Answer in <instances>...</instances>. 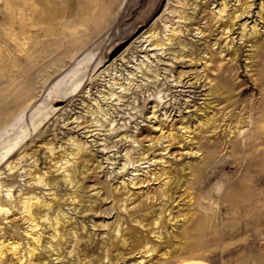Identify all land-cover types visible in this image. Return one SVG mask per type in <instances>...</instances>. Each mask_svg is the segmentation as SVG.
I'll use <instances>...</instances> for the list:
<instances>
[{
    "label": "rangeland",
    "instance_id": "rangeland-1",
    "mask_svg": "<svg viewBox=\"0 0 264 264\" xmlns=\"http://www.w3.org/2000/svg\"><path fill=\"white\" fill-rule=\"evenodd\" d=\"M188 1L191 6L197 4L196 9H189L195 20L183 21L171 10L179 6L176 0H0V111L29 95L28 91L72 60L92 52L103 55L82 76L0 118V203L12 199L18 206L20 194L26 192L49 198L50 185L37 180V174L46 171L56 179L52 190L60 197L59 204L73 219L64 229L70 234L61 241V257L48 250L51 230L46 227L45 245L38 249L44 257L30 264H40L41 259L48 264H78L79 259L82 264H109L98 260L104 241L111 240V228L104 223L120 216L127 218L124 230L128 224L143 234L150 228L165 232L162 239L149 232V240L159 247L148 262H139L143 254L133 241L114 264H264V109L260 98L264 86L256 83L249 58L253 39L264 43V0H249L252 5L237 19L229 47L219 29L212 33L207 26L211 12L219 10L224 0ZM228 2L233 10L239 0ZM144 16L146 22L131 33ZM243 23L248 33L253 24L260 30L241 37ZM183 24L178 35L184 47L179 49L167 37L171 28ZM156 37L163 40V47L151 44ZM211 52L221 65L218 71L209 69L217 76L212 93L211 83L204 76L199 78L208 72L204 59ZM227 80L235 87L231 98ZM244 86L248 89L241 92ZM230 100L238 103L227 109ZM211 115L217 120L203 124ZM236 115L241 123L234 121ZM83 118L93 119L94 125H77ZM185 125L190 128L187 133ZM237 128L241 133L232 139V130ZM161 132L178 135L173 141L158 139ZM76 141L85 149L77 162L76 184L82 197L77 209L66 199L76 186L68 185L63 177L66 172L55 167L58 163L52 165L53 157H60ZM47 145L56 146L58 152L51 155ZM25 152L17 167L9 170L7 162L15 164ZM162 166L171 169L175 179L171 185L175 200L167 203L174 218L156 227L150 222L165 201L159 196L168 178L135 186L129 182L133 177H151ZM122 181L136 192V202L145 199L155 208L144 221L146 226L132 219L133 214L113 207L111 198H103L102 186L122 189ZM15 209L9 216L0 212V240H18L25 251L27 222ZM74 239H80L81 255L69 253ZM10 256L12 263L10 258L0 264H24ZM23 260L29 261L26 256Z\"/></svg>",
    "mask_w": 264,
    "mask_h": 264
},
{
    "label": "bare ground",
    "instance_id": "bare-ground-1",
    "mask_svg": "<svg viewBox=\"0 0 264 264\" xmlns=\"http://www.w3.org/2000/svg\"><path fill=\"white\" fill-rule=\"evenodd\" d=\"M176 1H177V3H179V6H177V4H176L174 7H172L173 9H171V10H173V12H175L183 21L186 19H190V20L194 19L193 12L191 14L190 10H189L193 5L191 6L188 0L187 1L176 0ZM222 2H223L222 3L223 5L221 4L222 6L219 7V10H217L216 12H211V16H209L210 18H209V22H208L207 26H209V31L212 30V33L214 31H216L217 29H219V32L222 33L221 36H224L223 39H227V46L229 47V43L231 42L232 38L234 37L233 36V34L235 32L234 26L237 22V19L239 17H241L246 11L247 12L249 11L248 9L251 7L252 2L248 3L249 0H239L238 5L233 7V10H232V8L229 7L228 0H224ZM205 3L208 4L207 2H205ZM247 3L249 5H247ZM188 4H189V6H188ZM196 8H197V4H195L191 9H196ZM260 8H261V6H260ZM92 16H89V18H91ZM97 18H100V16ZM91 20H92V18H91ZM146 20H147V16H144V18H142L141 21H138V23L134 24L132 29H130L131 30L130 32L132 33L133 31H135L137 26L143 25L146 22ZM244 25H245V23H243L241 25L242 26V32L240 34L241 37L245 36L246 38H248V37L252 36L253 34H256L260 30V28L258 27V24H253L251 27V29H252L251 32L248 33L247 31H244V29H245ZM181 26L182 27L171 28L172 34L167 37V40L172 41L171 44L176 45L179 49L184 47L183 46L184 41H183V39L179 38L178 33L182 30V28L185 26V24H183ZM186 26H188V24H186ZM262 27H264V24L262 25ZM198 29H200V32H203V33L206 31L204 28H201V27H198ZM154 35H156L155 32H154ZM173 39H174V41H173ZM217 40H216V42H217ZM151 44L163 47V45L165 43L163 42V40L156 37L155 39L153 38V40L151 41ZM262 44H264V43H262ZM262 44L257 43L256 38L253 39V41L251 43V46L253 47V55L249 56L250 59L252 58L251 59L252 67H253V70H254L255 75H256L255 80L258 81L256 83L260 87L264 86V46H262ZM99 45H101V42L98 43V46ZM100 53L92 52V53L86 55L85 57H83V55H82L81 57L77 58L76 60H74V61L72 60V63L67 65L68 67H66L62 71H59L54 76H52L51 78L46 80L41 86L28 91V92H31V93H28L29 95H25V97H20V98L16 99L14 101V103H12V105H9L8 107H5L3 110H1L0 111V118L3 116L10 115L15 110H19V109L26 107L29 104V102H31V98L37 99L38 97H43L44 95L51 93L50 91L53 90L55 87H59V85H67L72 79L83 74V72L86 70V68L93 64L92 62H95L96 60L98 61L97 58L100 56L101 57L103 56L102 53L101 54ZM220 53H221V51H220ZM187 54L192 56L194 53L188 52ZM235 55H236V53H235ZM103 58H105V57H103ZM233 59H234V57L231 56V62L233 61ZM218 62H219V59L217 60V58L214 55V52H211L210 55L206 56V58L204 59L205 67L208 69V72L203 71L204 74L203 75L200 74L201 76H199V78L204 76L206 83H211V85H212L210 88L211 93L213 92V89H215L214 87L217 88L216 83L213 82V80L217 76L214 77L213 74L211 75V73L213 71L209 72V69L218 71L219 67L221 66V65H218ZM222 70H223V68H222ZM178 78H180L179 73L176 76L177 80H178ZM178 82H180V81L178 80ZM224 86L225 85L223 84V87ZM223 87H221V88H223ZM247 89H248V87L244 86L241 88V92H244ZM234 90H235L234 85L229 83V81L227 80V93H229V95H230L229 98L232 97ZM261 90H262L261 91V97H260L262 99L261 107L264 109V87H262ZM219 91H218V93H219ZM114 93H115L114 90H112L110 92L111 95H113ZM233 100L232 101L230 100L232 103H230V102L227 103V109L231 106L237 105L238 100L234 101L235 104L233 103ZM89 111L94 112V110H92V109H90ZM223 111H225V110H223ZM233 115L234 114L231 113L230 117L232 116V118H233ZM206 118H207L206 121L203 122V124H205V125L212 124V123H214V121L217 120L213 115L208 116ZM239 118H240V116L236 115L234 121H237V123H241V122H239V121H241V118L240 119ZM77 125H82V128L92 127L94 125V120L92 119L89 121V120L83 118L80 122H78ZM182 128H184L186 133L190 129L189 125L182 126ZM92 130H93V128L92 129H86V133H89ZM232 132H233L231 135L232 139L237 137V135L239 136V133H241L240 128H237L236 130H232ZM177 135H178L177 133L175 135L174 133L165 134V133L161 132L157 136V138L161 139L163 137H166V140L168 139V140L173 141V140H176ZM185 137H187L186 134H185ZM47 147L49 148L51 155H55V153L58 152V151H56L57 148L54 145H47ZM62 151L63 152L60 155V157H59V155H57L56 157L55 156L53 157V158H56V160L54 161V163L52 165H56V163H58L57 164L58 166H55V167H57L58 169L61 168V169H63L62 171L66 172V174L63 175V177H64L65 181L68 183V185H70L73 188H74V186H76L74 189H72L71 191H69L67 193L66 199H70V203L72 204V206H74L77 209L78 205H79L78 203L82 201V199H81L82 197L79 194V191L77 188L78 186L76 184L78 181L77 178L79 177V173H80L78 171L79 169L77 168L78 167L77 162L79 161V159L82 156H85V149H84L83 144L80 141H76L73 143V146L70 147V149H68V150L64 149ZM26 153L27 152H25L21 156H19L18 161L15 164H12V161L7 162L8 169L12 170V169L16 168L17 165L22 161L21 159L26 155ZM29 153L33 154L32 152H29ZM167 161L168 160H164V163ZM88 177H90V175H88ZM161 177L165 178V179L168 178V179H166L164 181V183H163L164 186H162V183H161L162 187L160 190H162V194L159 196V197H162L163 199H165V201H164V203L160 204V207L157 210L158 211V213H156L157 218L155 217L156 219H154L150 222V224H152V225L156 224V227H157V224H159V226L163 227V223L165 221H170L171 219L174 218L173 217L174 216L173 208L172 207L169 208L167 205L169 199H172V201L175 200L174 192L171 191V185L174 184V180H175V179L172 180L173 174L171 175V169H169L166 166H162L161 168L154 169V171L151 172V177L146 176V178H139L138 180H135V178L133 177L129 182L135 186V184L143 183L145 181L149 182L152 179H154V180L159 179L160 180ZM37 180L39 182H44L45 185H47V184L50 185V188H49V195L50 196H49V198L48 197H41L38 194H36V192H30V193L26 192L24 194H20L18 206H17V203L13 204L12 199L11 200L7 199V200L3 201V203H0V212L2 211L5 213H8L7 216L11 215L10 212L12 213V210H11L12 207H16V209L20 210L21 218L27 222L28 228H27L26 233L29 237L28 243L26 242L28 245H27V249H25V251H23V244H21V242H19L18 240L7 241V242H5L4 240H0V262L3 260H6V259L9 261V259L11 258L10 262L12 263L13 259L10 255H12L13 258L15 256L16 259H18L21 263H24V264H30L33 260H35L37 258H41L42 256H41V253L38 252V249L40 247L42 248L43 245H45L44 244V240H45L44 234L47 232L46 227H49V229L51 230L50 231L51 238L46 241V242H49V244H50L48 247V250L53 251V253L56 254L58 258L61 257V253H62L61 252V250H62V242L61 241L64 237H66V235L70 234L68 231H65L64 229H66L68 222L72 219V216L66 214V212L64 211V207H63L64 205L59 204V202H58L60 197L57 196V193L55 192V190H52L53 188H55V180L56 179L55 178L51 179V175H49L48 172L44 171L42 173L37 174ZM122 182H123V184H122L123 188L122 189H121L122 186L118 187V185H115L113 187H111L112 185L111 186L109 185L108 187H106V189L103 188L104 186H102L101 190H102V194L104 195L103 198L104 199L111 198L112 201L114 202V204H112L113 207H115L117 209L119 208L122 211H125L127 213L129 212V213H131L130 215L133 214L134 216H133V218L131 217L132 219H134L136 222H138L142 226H146L148 223H147V221H146V223L144 221L148 219L149 214L152 213L155 210V208L150 204V202L145 201V199L144 200L140 199L139 202H136V199L133 196V194L135 195L136 192L131 191V188H129V185H130L129 183H126L124 181H122ZM123 189H124V191H123ZM10 192L11 191L9 190V193ZM157 197H158V195L156 194V198ZM131 199H133V201L130 202ZM95 203H96L95 205H97V203H99V201L95 202ZM130 204H133L131 206V208H130ZM69 207H71V206H69ZM93 207L95 209V206L91 205V208H93ZM139 211H142V213L136 214ZM166 211H168V212H166ZM156 214H154V215H156ZM12 215H13V213H12ZM124 222H127V218L120 216L113 223L112 222L110 223L109 221L104 223V226H110V228H111V230H110V231H112L111 234H109V232H108L109 236L111 237L110 238L111 240H109V241H111V242H109L108 240L104 241V245H105V248L103 249L104 253L101 257L98 258V260L106 259L109 262V264L116 263L120 259L121 254L123 253V250L125 249V247L134 241L135 243H137L136 244L137 246L141 247L139 249V251L143 254L141 259L139 260V262L140 263L148 262L147 258L152 256L153 253L155 252V250H157V248L159 247L158 244L151 243V241L148 238V234H149V232H152L157 236L158 239H162L164 237L163 233L165 232L164 228H162L159 231L156 230L158 233L154 230V228H150L149 232L147 234H143V233L139 232L137 228H135L133 226H129L128 224L126 226V230H124V228L122 227V224ZM73 223H75V221ZM66 230H68V229H66ZM70 232H71V230H70ZM128 235H131V239H129ZM74 240H75L74 247H73L72 251H69V253L74 251V252H78L81 255L79 248H78V241L80 239L79 240L74 239ZM79 245H80V242H79ZM131 245H133V244H131ZM87 255H89V254H87ZM25 256L27 257V259H29L28 262H27V260H23V257H25ZM96 257H97V255H96ZM79 260H78V264H82L81 261H79ZM41 262L42 263H40V264H48L44 259H41ZM33 263H35V262H33ZM70 264H72V263H70Z\"/></svg>",
    "mask_w": 264,
    "mask_h": 264
}]
</instances>
